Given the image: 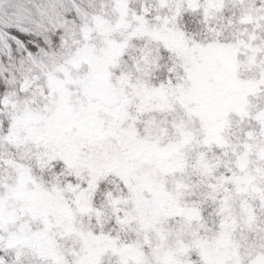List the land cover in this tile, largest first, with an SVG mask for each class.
Segmentation results:
<instances>
[{"label": "snow or ice", "instance_id": "6c2138e0", "mask_svg": "<svg viewBox=\"0 0 264 264\" xmlns=\"http://www.w3.org/2000/svg\"><path fill=\"white\" fill-rule=\"evenodd\" d=\"M0 264H264V0H0Z\"/></svg>", "mask_w": 264, "mask_h": 264}]
</instances>
